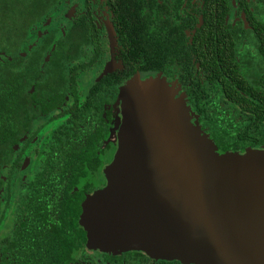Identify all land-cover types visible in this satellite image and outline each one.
<instances>
[{
	"label": "flooded vegetation",
	"instance_id": "flooded-vegetation-1",
	"mask_svg": "<svg viewBox=\"0 0 264 264\" xmlns=\"http://www.w3.org/2000/svg\"><path fill=\"white\" fill-rule=\"evenodd\" d=\"M59 11L34 24L31 53L9 47L0 61V264H184L93 248L84 205L106 185L120 91L136 78L174 88L219 154L264 150V0H65ZM144 34L152 71L137 68ZM89 138L90 162L74 164Z\"/></svg>",
	"mask_w": 264,
	"mask_h": 264
},
{
	"label": "water",
	"instance_id": "water-1",
	"mask_svg": "<svg viewBox=\"0 0 264 264\" xmlns=\"http://www.w3.org/2000/svg\"><path fill=\"white\" fill-rule=\"evenodd\" d=\"M117 149L87 198L93 248L184 264H264V150L218 154L160 77L120 91Z\"/></svg>",
	"mask_w": 264,
	"mask_h": 264
},
{
	"label": "trees",
	"instance_id": "trees-1",
	"mask_svg": "<svg viewBox=\"0 0 264 264\" xmlns=\"http://www.w3.org/2000/svg\"><path fill=\"white\" fill-rule=\"evenodd\" d=\"M65 0H0V61L5 57L4 50L13 48L15 54L20 51L24 54L31 53L30 32L33 31L34 24L41 23L46 19L57 16L59 9ZM145 45L140 46L133 42L136 51L139 53L136 59L137 68L143 71H152L158 69L157 62L150 53L146 44L149 36L144 34ZM12 38V40H10ZM1 69V67H0ZM8 86L2 73H0V128L4 125L3 109ZM9 92V91H8ZM96 136L101 137V133L96 131ZM90 139L87 143H82L80 148L76 149L73 158L74 164L84 165L91 160V151L88 150ZM86 152V153H85ZM218 153V152H217ZM87 154V155H86ZM219 154V153H218ZM225 154V153H224ZM85 173H80L79 177L83 178Z\"/></svg>",
	"mask_w": 264,
	"mask_h": 264
},
{
	"label": "rangeland",
	"instance_id": "rangeland-1",
	"mask_svg": "<svg viewBox=\"0 0 264 264\" xmlns=\"http://www.w3.org/2000/svg\"><path fill=\"white\" fill-rule=\"evenodd\" d=\"M109 156H106V159L108 158ZM105 157L103 158V162H107L108 160H106Z\"/></svg>",
	"mask_w": 264,
	"mask_h": 264
}]
</instances>
